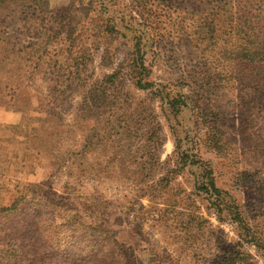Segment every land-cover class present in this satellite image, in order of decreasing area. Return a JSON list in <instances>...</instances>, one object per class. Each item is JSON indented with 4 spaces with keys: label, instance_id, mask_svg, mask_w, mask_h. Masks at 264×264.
I'll list each match as a JSON object with an SVG mask.
<instances>
[{
    "label": "rangeland",
    "instance_id": "374dc122",
    "mask_svg": "<svg viewBox=\"0 0 264 264\" xmlns=\"http://www.w3.org/2000/svg\"><path fill=\"white\" fill-rule=\"evenodd\" d=\"M7 15L13 79L65 87L80 120H41L46 170L0 165V264H264V0H0Z\"/></svg>",
    "mask_w": 264,
    "mask_h": 264
},
{
    "label": "crops",
    "instance_id": "0c3cea01",
    "mask_svg": "<svg viewBox=\"0 0 264 264\" xmlns=\"http://www.w3.org/2000/svg\"><path fill=\"white\" fill-rule=\"evenodd\" d=\"M5 19L4 21L0 20V140L4 143V151H0V158L4 157L6 161L2 160L0 165L5 166V170L11 174L29 176L27 174L38 173L42 169L46 170V167H49L48 161L44 162L43 158L50 156L52 150H54L53 142L55 139L53 137L50 138L48 132V125L51 123L45 122L43 124L41 120L48 117L52 118L53 116L58 117L61 114L63 116V124L70 123L78 127L80 102L76 98L77 96L72 95L73 93L69 97L66 94L64 95L65 87L57 86V89H55L54 86L49 88L40 85L32 86L26 85L24 81L13 79V77L20 78L21 75L19 73L21 71L9 69L8 58L15 52L13 53V44L10 40L11 36H9L11 32L4 34L5 29H3V26H8L6 29L10 27L9 16L7 15ZM36 71H38L39 75L41 74L39 70ZM43 77H46V75ZM69 89L68 91L72 92V85L69 86ZM50 102L51 104L48 105L47 103ZM65 104L72 105L74 112L70 108L68 112L63 114L62 109ZM24 110L28 112L25 113L26 118L37 120L32 125L36 130L35 135L30 134L33 133L31 128L28 129L30 133L17 128L16 125L21 124V122L19 121L20 123L17 122L19 123L17 124L12 119L13 114L20 115V113H24ZM13 131L17 135L16 137L27 138L26 142L18 144L16 139L5 137L6 134H12ZM63 138L57 139L61 141ZM68 141L67 148L73 149V147L79 146V136L77 134L71 135ZM2 143H0V147ZM8 155L14 156L16 161L9 159ZM252 172H255V169Z\"/></svg>",
    "mask_w": 264,
    "mask_h": 264
},
{
    "label": "trees",
    "instance_id": "16d2710c",
    "mask_svg": "<svg viewBox=\"0 0 264 264\" xmlns=\"http://www.w3.org/2000/svg\"><path fill=\"white\" fill-rule=\"evenodd\" d=\"M8 210H11V209H4L3 211L6 212V211H8Z\"/></svg>",
    "mask_w": 264,
    "mask_h": 264
}]
</instances>
